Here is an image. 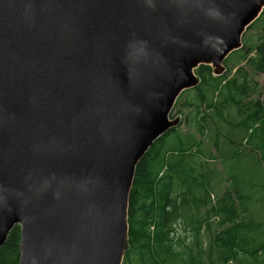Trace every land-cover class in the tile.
I'll return each instance as SVG.
<instances>
[{
  "label": "water",
  "instance_id": "water-1",
  "mask_svg": "<svg viewBox=\"0 0 264 264\" xmlns=\"http://www.w3.org/2000/svg\"><path fill=\"white\" fill-rule=\"evenodd\" d=\"M264 0H0V247L18 264H122L138 161L195 70Z\"/></svg>",
  "mask_w": 264,
  "mask_h": 264
},
{
  "label": "trees",
  "instance_id": "trees-1",
  "mask_svg": "<svg viewBox=\"0 0 264 264\" xmlns=\"http://www.w3.org/2000/svg\"><path fill=\"white\" fill-rule=\"evenodd\" d=\"M223 67L195 70L198 84L170 113L184 121L138 161L122 264H264V98L254 78L264 76V9ZM19 238L15 225L0 264H18Z\"/></svg>",
  "mask_w": 264,
  "mask_h": 264
},
{
  "label": "rangeland",
  "instance_id": "rangeland-1",
  "mask_svg": "<svg viewBox=\"0 0 264 264\" xmlns=\"http://www.w3.org/2000/svg\"><path fill=\"white\" fill-rule=\"evenodd\" d=\"M257 33H258V28L257 27H254V28L250 29L246 33L247 39L251 40L250 43H252L254 41ZM230 62H231L230 64L233 65V64H235L237 62V60H236V58H232ZM233 70H232V72H233ZM254 78L258 81V84L260 86L258 96H260V98L263 99L264 98V76L261 75V74H258V75H255ZM171 115L172 116H170V117H173V118L178 117V118H180V122H181V119H183V121H184V116H181L179 114H175V112H172ZM182 128H183V125H182ZM184 129L186 130V128H184ZM217 168L220 171H222V169H223L221 164H217ZM223 180H226L225 177H223ZM227 182L228 181L226 180V183H224V185H227Z\"/></svg>",
  "mask_w": 264,
  "mask_h": 264
}]
</instances>
